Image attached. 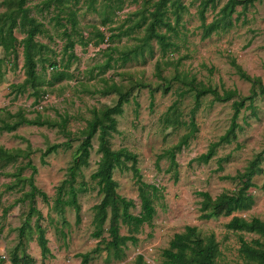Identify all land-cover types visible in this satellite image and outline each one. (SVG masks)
I'll return each mask as SVG.
<instances>
[{
  "label": "rangeland",
  "instance_id": "rangeland-1",
  "mask_svg": "<svg viewBox=\"0 0 264 264\" xmlns=\"http://www.w3.org/2000/svg\"><path fill=\"white\" fill-rule=\"evenodd\" d=\"M5 1L0 0V11L5 9ZM53 1L27 0L31 14L42 21L47 30L37 35L38 40L47 45L43 57L48 58L45 62L39 61V73L53 81L54 76L63 72L60 79L45 86V94L49 95L50 100L39 108L38 103L34 104L30 88L21 94L11 92L13 83L26 79L21 47L15 60L6 63L5 75L0 82V147L5 150L0 152V251L6 256L2 264H11L12 254L22 249L34 258L33 264H80L77 254L96 246L100 250L92 255L87 264H134L138 255H143L148 264H163L161 251L167 247L172 235L183 231L186 225L196 226L202 235L214 234L219 249L216 264H247L239 254L240 237L250 242L259 236L227 228L226 223L231 216L201 218V197L196 195V191H207L214 197L225 189L234 190L242 182H248L251 184L248 191L253 195L254 202L249 209L234 214L246 219L264 216V159L259 164L261 171L249 174L250 162L254 157L258 153L264 157V97L257 95L254 98L255 115L249 108L241 110L237 119L241 129L236 139L218 146L209 162L201 163L193 159L204 153L209 144L226 131L232 115L231 100L214 101L212 95H205L194 114L198 130L188 145L176 153V179L172 172L166 171L167 157H157L188 131L185 123L194 105L192 92L179 96V92L186 90L187 86L172 79L175 73L195 76L220 92L235 88L241 95H248L251 85L236 73L231 64L234 59L249 75L260 76L264 82V0L255 1L253 6L240 13L237 23L229 31L213 33L204 39L201 38V28L212 20L224 0H183L187 11L183 14L178 34L171 36L175 45L165 52L154 38L150 41L152 51L142 44L153 17L139 28L129 30L138 18L135 12L148 7L152 0H122L121 7L114 12L110 6L118 4V0H93L95 9L89 6V0H65L76 13L77 33L73 37L76 39L82 34L85 39H93L85 45L80 41L75 43L73 52L76 58L67 69H64L67 61L63 27H57L51 18L56 12ZM42 2L49 5V10H40ZM159 9L156 14L165 16L164 4ZM236 9L242 12L241 6ZM100 29L105 30L106 35L113 33L116 36L95 45V33ZM157 29L158 34H168L164 26ZM15 33L18 38L23 36L18 29ZM109 45L110 50L107 49ZM133 48H138L137 52L131 53L125 60L120 58L122 52ZM108 57H112L109 68L104 65ZM54 60H58V66L52 69L50 62ZM167 80L169 89L164 92L163 86ZM113 83L123 90L131 88L132 92L128 102L123 104L122 113L115 116L116 131L109 138L111 148L126 147L135 152L143 180L158 185L162 193L154 201L156 213L151 223H144L137 233H132L137 241L126 243L124 257L119 260L112 259L103 248L107 232L100 238L92 234L93 205L101 198L97 186L90 179L100 156L97 152V134L92 138L88 151L78 149L82 137L80 130L91 117V109L116 102L115 92H101ZM175 100L184 124L166 125L163 122L164 114ZM19 111L29 118L37 114L56 122H62L65 118V127L21 124L11 131L2 130L5 122L13 123L18 119L10 115ZM68 131L70 135H67ZM68 138L69 143L66 144ZM54 143H61V146L44 159L41 158L47 146ZM8 154L13 158L7 160L5 156ZM220 159L223 160L220 162ZM73 160L80 167L75 185L84 182L87 186L86 190L78 192L81 205L79 222L72 207H62L61 213L51 207L56 187ZM27 161L36 168L35 185L49 198V204H46L37 194L34 198L36 210H30L29 199L21 200L30 189L26 178L32 174V168ZM114 178L118 182V193L134 201L136 205L130 211L137 214L140 207L132 173L124 168H115ZM37 210L42 215L38 221L46 230L50 248V255L46 258L41 256L36 242L34 222ZM29 215L32 228L26 227L24 235L19 237V229L25 225ZM107 226L108 220L105 223ZM127 229L126 225H122L121 232L128 234ZM102 238L104 240L100 241ZM260 241L264 242L262 238ZM261 248L264 249V244Z\"/></svg>",
  "mask_w": 264,
  "mask_h": 264
},
{
  "label": "trees",
  "instance_id": "trees-1",
  "mask_svg": "<svg viewBox=\"0 0 264 264\" xmlns=\"http://www.w3.org/2000/svg\"><path fill=\"white\" fill-rule=\"evenodd\" d=\"M221 1V0H219ZM255 1L262 0H224L219 10L214 14L212 20L201 28V38H207L213 33L227 32L233 27L239 18L240 13H244L249 6H253ZM93 0H89V6L93 9ZM5 9L0 11V48L3 51V55L0 56V82L5 75V65L8 62H13L17 57L18 49L21 47L23 56V72L26 79L21 83H13L10 88L11 92L21 94L31 89V94L34 96V104H37L41 97L46 93L45 86H50L57 79H60L63 72L53 77V81L45 79L38 71L39 61L45 62L48 58L43 57V50L47 48V45L38 40L37 35L46 33L45 25L42 21L37 19L36 16L31 14L30 8L27 6V0H6ZM122 0H118V4L110 6L112 12L115 9L120 8ZM161 4L165 6V16H159L156 11H159ZM56 12L51 17L54 24L58 27H63L62 34L65 37L66 44L64 46V53L66 55L67 64L64 65V69L70 66L71 61L76 58L73 52V47L77 41L82 44H87L92 38L85 39L82 34H79L78 38H74L76 34V13L68 6L65 0H54L52 4ZM241 6V11H237L236 7ZM153 7V9H149ZM49 10V5H44L42 2V9ZM187 11V6L183 0H152L149 6H144L135 12L138 15L137 20L129 28L134 30L145 24L150 17H153L149 25V32L142 38V44L149 47L152 51L150 41L155 39L161 50L165 52L171 46L175 45V41L171 39L172 34L177 35L178 29L182 22L183 14ZM236 14V15H234ZM65 21L64 23L62 21ZM104 19L103 22H105ZM164 26L165 31L168 34H158L157 28ZM18 29L22 32L23 36L18 38L15 30ZM156 31V32H155ZM107 36V37H106ZM114 35L110 33L106 35V31L103 29L97 30L95 33L94 44L98 45L103 42H108ZM139 48V47H138ZM137 48V49H138ZM106 49V48H105ZM110 50V45L109 48ZM137 49H130L126 52H122L121 59L125 60L131 53L137 52ZM112 57H108L105 62L106 67H110V60ZM118 58L114 59L116 61ZM58 60L50 62V67L56 68ZM231 64L234 66L238 76L244 80H247L250 85V93L248 95H241L235 88L223 89L221 92L211 84H206L201 80H197L195 76L182 75L175 73L172 79L178 81L182 85L187 86L186 90H181L179 96L184 95L186 92H192L194 96V105L191 109L189 120L186 124L188 131L185 132L179 139V141L166 148L157 159L162 156H166L168 159V167L166 171L172 172L173 177L176 179L178 176V162L176 159V153H178L182 147L188 145L189 140L194 136L198 127L194 120V114L196 109L201 103L202 97L207 94L212 95L214 101H228L231 100L232 115L230 123L226 131L218 137L216 141L209 144L207 150L204 153L199 154L193 160L201 163H208L209 160L216 152V148L224 143H231L237 137L238 131L241 129V125L237 119L242 109L249 108L251 113L255 115L254 111V98L257 95L264 97V82L260 76L249 75L234 59L231 60ZM159 66V65H158ZM157 66V67H158ZM160 71V68L158 67ZM165 79V78H164ZM145 86V84H143ZM169 89L168 80L163 86V91L166 92ZM113 91L117 94L116 102L113 105H104L102 108L93 107L91 109V117L87 119L86 125L80 130L82 134L79 150L86 152L91 148V140L95 134H97L98 146L97 152L100 154L97 161L96 169L90 174V179L94 182L98 188V193L101 194V198L98 203L93 205L92 225L93 236L100 238L104 232H107V238L104 240L105 245L103 248L107 251L108 255L112 259L119 260L124 257V248L128 241L134 243L137 238L132 233H137L140 227L146 223L150 224L155 213L156 208L154 201L162 196L161 189L154 183H149L143 180V176L138 167V155L129 150L126 147H120L117 149L111 148L109 138L112 132L116 131V115L121 114L123 111V104L128 102V96L132 92V89H121L116 83H113L109 88L101 90L102 93ZM151 104L153 103V89L150 90ZM176 100L168 107V110L164 114L163 122L166 125L180 126L184 122L179 117ZM11 117L17 116L18 119L13 123L5 122L1 126L2 130L11 131L16 129L21 124L37 125L48 127L60 126L65 127L66 119L63 118L62 122H56L48 118H42L40 115L34 117H27L22 111L11 114ZM71 132L68 131L67 135ZM69 143V138L66 144ZM65 144V143H64ZM61 146V143H54L41 153V158L48 155L50 152L56 151ZM5 150L0 147V152ZM7 160L13 158V155H6ZM44 159V158H43ZM264 159L262 153H258L254 159L250 162L251 171L249 174L257 173L261 171L259 166L260 162ZM223 159H220V162ZM44 161V160H42ZM27 165L32 168V174L26 178L29 184V191L25 192L22 201L29 199L30 210H36L34 206V198L38 194L43 198L46 204H49V198L45 192L40 190L34 183V174L36 168L31 165L30 161H27ZM126 169L132 173L134 183L136 185L137 196L139 199L140 210L137 214L130 211V208L135 207V203L132 199H128L118 193V182L114 178V169ZM219 168H222L219 166ZM80 173V167L76 163V160L66 168L63 179L56 187V196L52 208L57 209L60 213L63 211L62 207L69 206L75 211L76 221H80V209L81 205L78 201V192L87 189L86 183L81 182L78 185L76 183V177ZM241 177V176H240ZM251 184L248 182H242L240 187L234 190H223L214 197L207 191H196V195L201 197L199 204L200 217L203 219H210L219 216H231L230 220L226 223V227L240 232H251L257 234L259 237L256 239L246 241L240 237L239 254L243 261L247 264H264V242L260 241V238L264 240V216L251 217L246 219L245 217L235 215L236 211H243L249 209L254 198L249 193L248 188ZM29 210V212H30ZM40 211L37 210V219L34 222L36 232V242L40 249L41 256L46 258L50 255V248L48 246V240L45 235V228L39 223L41 218ZM30 215L26 218L25 225H22L19 229V237H22L25 232V228L31 229ZM108 220V226L105 227V223ZM122 225L127 226L128 234L121 232ZM259 249V250H258ZM100 247L96 246L90 251L84 253H78L80 257V264H87L92 255L97 253ZM218 242L216 241L214 234L202 235L198 231L196 226L186 225L183 231L175 232L168 242L167 247L161 251V257L163 264H216V256L218 255ZM3 260L0 259V264ZM33 264L34 258L25 253L24 249L20 252L15 250L12 254L11 264ZM134 264H148L144 261L143 255H138Z\"/></svg>",
  "mask_w": 264,
  "mask_h": 264
},
{
  "label": "built area",
  "instance_id": "built-area-1",
  "mask_svg": "<svg viewBox=\"0 0 264 264\" xmlns=\"http://www.w3.org/2000/svg\"><path fill=\"white\" fill-rule=\"evenodd\" d=\"M52 68V67H51ZM49 95L48 94H44L42 97H41V100L38 102V106L39 108H42L43 105L49 101ZM6 256L4 255V253L2 251H0V259H5ZM19 264H22V263H19Z\"/></svg>",
  "mask_w": 264,
  "mask_h": 264
}]
</instances>
